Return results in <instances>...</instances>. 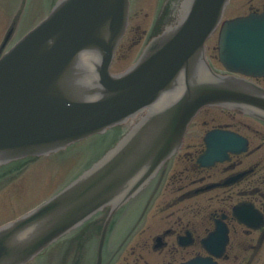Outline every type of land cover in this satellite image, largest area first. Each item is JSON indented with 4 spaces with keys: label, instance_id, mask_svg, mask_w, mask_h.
<instances>
[{
    "label": "water",
    "instance_id": "water-1",
    "mask_svg": "<svg viewBox=\"0 0 264 264\" xmlns=\"http://www.w3.org/2000/svg\"><path fill=\"white\" fill-rule=\"evenodd\" d=\"M227 2L163 0L150 38L163 24L165 30L132 67L117 75L110 73V66L128 26L129 0H59L45 20L2 56L0 165L49 155L132 122L120 132L117 149L47 202L0 227V264L32 262L97 212L106 215L112 207L111 216L140 196L165 159L182 146L201 108L221 106L264 121V89L215 72L205 58V41L220 23ZM132 7L133 0L129 30ZM219 44L229 71L264 75V16L224 22ZM209 138L200 159L204 164L223 159L243 144L230 134ZM115 216L103 226L100 253ZM189 264L214 263L197 259Z\"/></svg>",
    "mask_w": 264,
    "mask_h": 264
},
{
    "label": "flooded vegetation",
    "instance_id": "flooded-vegetation-1",
    "mask_svg": "<svg viewBox=\"0 0 264 264\" xmlns=\"http://www.w3.org/2000/svg\"><path fill=\"white\" fill-rule=\"evenodd\" d=\"M205 110L197 119L201 118L202 124L209 127L202 134L188 132L183 150L150 184L149 209L152 206L160 211L175 208L169 213L173 217L179 211L170 225L156 233L165 244L156 253L167 250L168 264L206 256L203 240L220 222L227 230L228 241L222 258L217 260L219 264H264V128L232 113H223V121L210 109ZM215 129L241 134L247 139L248 147L246 151L231 153L225 161L203 167L197 160L205 150L206 134ZM225 181L229 184L208 187ZM237 205L257 210L261 214L260 223L241 222L234 212ZM247 220L258 222L257 218ZM182 237L187 239L183 241L185 244L181 242ZM120 250L111 251L103 264H119ZM140 261V257L134 258V263L125 258L123 264H141Z\"/></svg>",
    "mask_w": 264,
    "mask_h": 264
},
{
    "label": "rangeland",
    "instance_id": "rangeland-1",
    "mask_svg": "<svg viewBox=\"0 0 264 264\" xmlns=\"http://www.w3.org/2000/svg\"><path fill=\"white\" fill-rule=\"evenodd\" d=\"M56 0H0V40L2 41L13 15H15L16 29L13 37L26 33L33 28L40 20L44 19L49 13L53 3ZM163 0H133L132 7V27L124 38L121 47L119 48L112 72L117 73L129 67L135 59L140 55L144 44L149 40L154 24L156 22L158 13L160 11ZM264 0H230L229 5L225 11L223 20L230 19L236 16L245 15L254 9L262 10L264 7L260 6ZM6 9L1 10V9ZM15 24V23H13ZM219 29L207 41V57L209 62L217 68V70L224 71L218 59L217 43H218ZM264 82V81H263ZM209 112V111H208ZM220 120L224 119V114L220 110H211ZM205 118L207 116L203 115ZM203 118V120L205 119ZM245 121L248 119L245 118ZM225 121V120H223ZM254 123V121H250ZM256 127L264 128V125L255 122ZM209 126L202 124L201 118H198L190 133L202 134ZM117 134L113 131L106 135H98L89 138L88 140L76 144L66 153H59L49 157L40 159H26L20 162L15 169L7 168L0 173V226L12 219L25 213L27 210L40 204L61 187L72 180L76 175L89 166L94 160L102 154L104 150L112 145L111 142L115 140ZM111 143V144H110ZM175 208L171 209L174 210ZM170 211H163L159 216H152V211L143 222L144 229H141L134 238L126 243V248L130 249L134 244L141 242L140 247L137 245V252L142 253L141 264H166L170 260L169 254L163 252L161 254H154L151 250L152 238L166 228L179 215L168 216ZM134 218V215H132ZM129 218L123 224L128 226ZM100 224L97 220L93 221L90 226ZM94 230V228H91ZM91 229H80L79 233L72 235L65 239L63 244L55 246L51 254H46L36 264H80L85 257L84 247L86 243L80 234ZM116 233L113 232L110 236L112 243L116 238ZM75 236V237H73ZM71 242L70 245L65 243ZM116 245L124 244L121 238L116 240ZM68 247V249H67ZM57 253L62 251V253ZM130 255V254H129ZM56 258L58 256V259ZM137 256V255H136ZM93 257V250L91 252ZM135 257V256H134ZM133 255H130V262L133 263ZM77 259V260H76ZM87 264H88V259ZM119 264L125 261L119 260Z\"/></svg>",
    "mask_w": 264,
    "mask_h": 264
},
{
    "label": "bare ground",
    "instance_id": "bare-ground-1",
    "mask_svg": "<svg viewBox=\"0 0 264 264\" xmlns=\"http://www.w3.org/2000/svg\"><path fill=\"white\" fill-rule=\"evenodd\" d=\"M114 133H116L117 134V137L115 138V140L113 141V142H111L112 144H115L113 147H111L110 149H108V150H106V151H110V150H112L114 147L117 149L120 145H121V143H122V138H121V134H120V132L118 133V132H116V131H113ZM110 143V144H111ZM115 152V149H114V151H113V153ZM169 161H170V159H165V161L161 164V166L159 167V169L157 170V172L155 173V175L152 177V179L150 180V182L148 183V185L146 186V188L143 190V192L141 193V195L140 196H134V200L138 203V204H142L145 200H146V197H147V195H148V193H149V187L151 186L150 184H151V182L154 180V178L157 176V174L159 173H161L162 171H163V168H164V166L166 165V164H169ZM0 169H6V167L4 166V164H2V165H0ZM147 201V200H146ZM143 206H144V204H143ZM111 209H112V207H110V208H108V209H106V215L104 216V217H102L103 218V220H102V224H105V222H106V220H110V223H111V220H112V217H113V215H111V216H109L110 215V212H111ZM141 211H142V208H141V206L139 207V209H138V211H137V216H135L134 218H133V220L135 221V222H140V220H139V215L141 214ZM120 217L121 216H118V215H116L115 216V219H114V221H113V223H112V225L118 220L119 221V219H120ZM109 223V224H110ZM100 233V232H99ZM81 241H82V239H81ZM95 241H96V238H95ZM85 246L86 247H84V249H83V251H84V255L86 256V257H89V251L92 249V241H90V239H88V240H86V244H85ZM94 254H95V250H94ZM100 258H103L102 257V253H100ZM33 262V261H32Z\"/></svg>",
    "mask_w": 264,
    "mask_h": 264
}]
</instances>
